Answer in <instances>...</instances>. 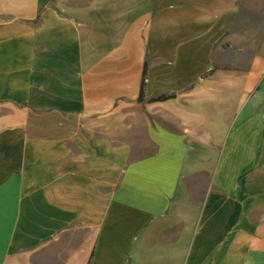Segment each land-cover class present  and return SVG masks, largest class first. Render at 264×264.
Here are the masks:
<instances>
[{
  "label": "crops",
  "instance_id": "crops-1",
  "mask_svg": "<svg viewBox=\"0 0 264 264\" xmlns=\"http://www.w3.org/2000/svg\"><path fill=\"white\" fill-rule=\"evenodd\" d=\"M251 1L0 0V264H264Z\"/></svg>",
  "mask_w": 264,
  "mask_h": 264
},
{
  "label": "rangeland",
  "instance_id": "rangeland-1",
  "mask_svg": "<svg viewBox=\"0 0 264 264\" xmlns=\"http://www.w3.org/2000/svg\"><path fill=\"white\" fill-rule=\"evenodd\" d=\"M251 0H248L250 2ZM258 7L254 9H250L249 7H244L243 9V27L242 31H240V40L243 43V50L249 51L250 45H255L261 43L262 39H264V0H257ZM252 3V1H251ZM253 29H250V28ZM233 33V32H232ZM239 40V41H240ZM238 41V39L236 40ZM229 50H233L234 48H228ZM247 66L246 63L241 64H235V63H226L224 64V69H231L233 66ZM226 95L233 94L234 95V89L227 88L225 90ZM218 101V100H217ZM211 115H215V109L212 105L211 107Z\"/></svg>",
  "mask_w": 264,
  "mask_h": 264
},
{
  "label": "trees",
  "instance_id": "trees-1",
  "mask_svg": "<svg viewBox=\"0 0 264 264\" xmlns=\"http://www.w3.org/2000/svg\"><path fill=\"white\" fill-rule=\"evenodd\" d=\"M145 76H146V66L144 64V67H143V70H142V77H141V83H140V90H139V95H138V101H143L145 98H144V94H143V86H144V83H145ZM173 94H161V95H158V96H155V97H151V98H148L146 99L147 101H158V100H164V99H167V98H170L172 97Z\"/></svg>",
  "mask_w": 264,
  "mask_h": 264
}]
</instances>
